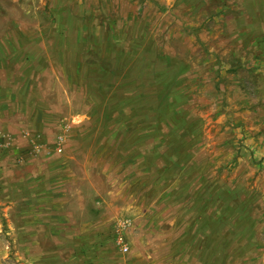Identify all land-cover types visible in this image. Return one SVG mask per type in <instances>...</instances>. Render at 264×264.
<instances>
[{
  "label": "rangeland",
  "instance_id": "374dc122",
  "mask_svg": "<svg viewBox=\"0 0 264 264\" xmlns=\"http://www.w3.org/2000/svg\"><path fill=\"white\" fill-rule=\"evenodd\" d=\"M0 264H264V0H0Z\"/></svg>",
  "mask_w": 264,
  "mask_h": 264
}]
</instances>
